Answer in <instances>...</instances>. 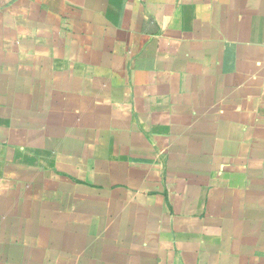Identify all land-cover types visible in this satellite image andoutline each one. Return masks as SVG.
I'll use <instances>...</instances> for the list:
<instances>
[{
	"label": "crops",
	"instance_id": "0c3cea01",
	"mask_svg": "<svg viewBox=\"0 0 264 264\" xmlns=\"http://www.w3.org/2000/svg\"><path fill=\"white\" fill-rule=\"evenodd\" d=\"M0 264H264V0H0Z\"/></svg>",
	"mask_w": 264,
	"mask_h": 264
},
{
	"label": "rangeland",
	"instance_id": "374dc122",
	"mask_svg": "<svg viewBox=\"0 0 264 264\" xmlns=\"http://www.w3.org/2000/svg\"><path fill=\"white\" fill-rule=\"evenodd\" d=\"M28 173H29V172H28ZM39 188L42 189V187H38V186H37L35 190H36L37 192H39V191H40V190L38 191ZM30 190H32V187L30 188Z\"/></svg>",
	"mask_w": 264,
	"mask_h": 264
}]
</instances>
